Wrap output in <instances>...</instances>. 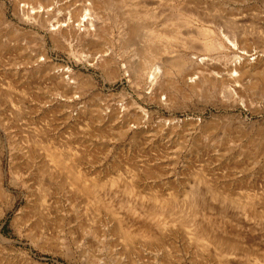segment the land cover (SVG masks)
Segmentation results:
<instances>
[{
	"label": "rangeland",
	"instance_id": "1",
	"mask_svg": "<svg viewBox=\"0 0 264 264\" xmlns=\"http://www.w3.org/2000/svg\"><path fill=\"white\" fill-rule=\"evenodd\" d=\"M1 1L18 23L11 0ZM104 3V28L89 43L47 38L44 66L24 60L41 53L35 37L0 29V174L10 191L9 198L0 193V264H264V74L230 81L233 93L214 75L193 89L162 74V101L146 96L155 50L204 53L221 65L234 53L264 54V0ZM221 30L246 43L237 36L236 47L204 48V40H223ZM99 54L108 60H92ZM57 66L74 69L70 85H56L42 70ZM114 108L117 119L108 117ZM35 139L69 154L89 178L119 183L102 190L105 201L94 209L64 170L48 166ZM127 181L133 193L124 190ZM153 194L171 197L155 205L159 219L150 216ZM169 210L185 212L209 239L220 237L221 250L191 239ZM119 220L149 236L124 240Z\"/></svg>",
	"mask_w": 264,
	"mask_h": 264
},
{
	"label": "bare ground",
	"instance_id": "2",
	"mask_svg": "<svg viewBox=\"0 0 264 264\" xmlns=\"http://www.w3.org/2000/svg\"><path fill=\"white\" fill-rule=\"evenodd\" d=\"M10 2L12 5L13 14L18 18L19 22L16 23L7 16L5 2L0 0V29H5L11 38H16L20 34L27 33L28 35H30L28 37H35V39L41 46V53L37 54L36 56H24L25 62H37L38 65L44 66V64L46 63V59L48 58L47 38H49L50 41L54 44H63L66 40L70 41V39L72 38H76L79 41H88L87 43H89V41L91 40L90 38H93V36L97 35L98 31L103 29L105 25L103 23L104 19L102 15V9L103 7H105L104 0H11ZM197 4L198 3L194 4V7ZM198 6H200V3ZM202 11L203 10H201V13ZM225 31L221 30V33L223 35V40L221 41L213 39L204 40V48H222L225 46L227 48L236 47L237 36H240L241 42H243L244 44L246 43V38L242 34L231 31L227 33V31ZM201 32L206 33V28L202 29ZM155 36H159V34H156ZM162 48L160 47V49ZM162 50V52H160L161 50L159 52L155 50V52L153 53L154 59L152 60H154V62L152 67L153 70L151 71V74L153 75L151 76L153 77L151 78L153 84L151 91L146 95L149 98L156 99L158 101H162L161 94L162 91H164L160 84L162 80V74H165L164 76H166L167 74L175 73L178 76L176 80L177 83L181 81L182 85L189 86L193 89H197L201 86L202 83L206 82L209 75H214L215 78H219L218 81L222 90L228 88L232 91L231 93L235 91V88L231 86L230 81H234L236 85H241L244 80L250 81V83H252L257 80L258 76L264 74V54H261L256 59L252 60L248 57L234 53L228 57V62H225L224 65H221L217 61V59H215L216 56L212 57L211 55L209 56L208 54L205 55L204 53H201L188 58L186 54L183 55L184 53L179 55L175 54L172 47L163 48ZM85 56L86 55H84V57ZM92 60H100L105 63L108 58H105L104 54H99L98 56H93ZM188 64L191 65V72L183 71V67ZM122 67L125 69V71L127 70V64L125 62L122 64ZM42 70L47 74H51V78L56 85L68 86L70 85V82L74 80H71V78H75V71L70 66H57L55 69H52V67H45ZM52 70L53 72L51 73ZM172 83H174V81H172ZM96 110L98 111L100 109ZM119 111V108H114L108 117L117 119L119 117ZM143 111L145 112L147 110L144 109ZM89 112L92 114L93 110L91 109L89 110ZM144 115L147 116L146 113L141 114L142 117ZM122 123L128 127V117L124 119ZM36 140L39 141L40 138L39 140L35 139V141ZM40 141L37 142V144L42 146V149L46 150L49 163L48 166L64 170L66 172L65 179L67 180L69 185L84 193L87 197V201L94 209L97 208L98 202L105 201L102 197V190L108 185L114 186L116 183H119L118 177H112L107 179L106 181H100L96 178H89L81 169V164H79L80 162L78 163L74 161L72 157L68 156L69 154L66 155L58 147L50 146V144L49 146H46L45 144L43 145L42 142L40 143ZM198 179L199 181H204L203 177L202 179ZM41 185L44 186V184ZM41 185L40 189L43 188L41 187ZM134 185L135 184L133 182L127 181L124 186V190L129 193H133ZM192 189L190 191H187L188 194L194 193V190ZM45 190H47V188ZM215 192L217 193V190H215ZM0 193L5 198L10 197L9 189L1 186V174ZM41 194L42 193L39 192V195ZM41 196L43 197L44 194H42ZM214 198L218 199L219 197L214 196ZM148 199L153 201L152 208L149 210L151 215H149L153 218H158V215L161 213L162 209L156 208L155 205L159 201L161 203H168L171 197L165 198L160 197L157 194H153L150 195ZM220 200H228L231 202L228 196L223 193ZM107 207H110L109 204ZM168 207L170 209L174 208V206L172 205H169ZM169 211L171 212L172 210ZM174 213L179 216L180 223L184 225L187 232L186 234L189 235L191 239L197 241L199 245H202V247H205L206 245L208 246L210 243H213L215 246H217L218 250H221V243H223V240L220 237L214 235L212 239H209L207 236L208 232L206 230L203 229V233L200 234L199 232H196L197 230L194 231L191 226L192 223L190 221L184 220L186 218L185 212L184 214H180L178 212L172 211L170 214ZM117 229L121 233L122 238L128 241L131 240L134 236L146 237V235H148V233L143 232V230L131 229L129 225L123 223L120 220L118 221ZM233 247L234 246H231L229 248V251L227 252L220 251L221 258H223V256L228 253H232V251L230 250ZM220 263L226 264L221 261Z\"/></svg>",
	"mask_w": 264,
	"mask_h": 264
}]
</instances>
